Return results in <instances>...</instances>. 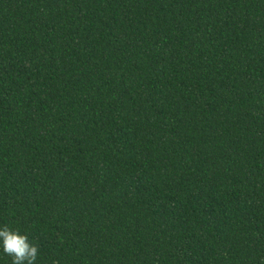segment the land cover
<instances>
[{"label":"trees","instance_id":"1","mask_svg":"<svg viewBox=\"0 0 264 264\" xmlns=\"http://www.w3.org/2000/svg\"><path fill=\"white\" fill-rule=\"evenodd\" d=\"M4 226L35 264H264V0H0Z\"/></svg>","mask_w":264,"mask_h":264},{"label":"clouds","instance_id":"2","mask_svg":"<svg viewBox=\"0 0 264 264\" xmlns=\"http://www.w3.org/2000/svg\"><path fill=\"white\" fill-rule=\"evenodd\" d=\"M0 242L3 252L12 258V264H35L39 249L29 242L27 235L4 226L0 228Z\"/></svg>","mask_w":264,"mask_h":264}]
</instances>
